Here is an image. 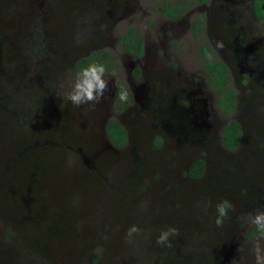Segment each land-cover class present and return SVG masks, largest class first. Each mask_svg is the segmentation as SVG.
I'll return each instance as SVG.
<instances>
[{
	"label": "rangeland",
	"instance_id": "rangeland-1",
	"mask_svg": "<svg viewBox=\"0 0 264 264\" xmlns=\"http://www.w3.org/2000/svg\"><path fill=\"white\" fill-rule=\"evenodd\" d=\"M70 1L0 0V54L6 51L10 60L7 68L0 60V264H255L260 233L250 232L244 217L264 210V151L256 127L234 155L207 153V170L196 180L186 176L191 153L182 147L140 151L139 164L113 170L121 155L95 127L97 110L73 106L70 83L56 84L57 90L50 85V75L56 79L66 70L68 49L83 45L84 51L92 30L100 29L94 14L81 24L79 5L72 9ZM28 18L33 29L25 27ZM136 19L137 13L128 16ZM146 21L148 15L140 23ZM186 44L193 49L190 39ZM172 48L194 54L185 52L183 40ZM34 67L50 72L43 82L50 98L26 86ZM251 95L242 93L240 104L247 103L253 120L261 107L255 98L249 102ZM119 119L131 131L137 125L129 114ZM58 137L89 150L87 166L49 143L14 153L19 145ZM19 190L28 191L20 197ZM225 200L232 208L217 226L216 206ZM133 225L141 231L128 242ZM169 227L179 230L172 247L157 245Z\"/></svg>",
	"mask_w": 264,
	"mask_h": 264
},
{
	"label": "flooded vegetation",
	"instance_id": "flooded-vegetation-1",
	"mask_svg": "<svg viewBox=\"0 0 264 264\" xmlns=\"http://www.w3.org/2000/svg\"><path fill=\"white\" fill-rule=\"evenodd\" d=\"M70 2L72 9L79 5L75 8L78 15L82 16L81 24L88 23L94 14L100 29L96 25L98 29L92 30L91 41L87 48H83L84 51L81 50L83 45L68 49L72 50V55L65 54L66 70L56 79L49 72L50 85L55 86L54 90H57L56 84L66 86L74 74L94 60L105 65L109 91L99 103L91 107L97 110L95 127L100 129L107 143L121 155L120 162L113 170L129 169L139 164L140 151L147 153L182 147L191 153L185 166L186 176L196 180L207 170V153L234 155L244 145L247 134L249 140L253 127H256L257 142L264 151V21L255 9V6L257 9L260 5L262 7L264 0ZM147 3H151L150 8L144 10ZM1 7L5 6L2 4ZM133 13H137V19L128 21V16ZM145 15L149 16L150 22L142 24L140 22ZM35 25L28 18L25 27L33 29ZM212 31L214 33L210 35ZM137 36L140 38L139 49L132 47ZM188 39L192 41L193 49L188 48ZM182 40L185 52L193 50V55H183L181 51L172 48L181 45ZM32 44L30 52L34 53L37 50ZM124 45L128 50L124 49ZM2 49L0 46V52ZM5 53H2L3 56L0 54V60L3 61V67L7 68L10 60ZM214 64L218 69L216 76L223 81L221 88L212 86ZM47 74L34 67V72L25 77L26 86H35L40 98L52 96L50 88L43 83L49 77ZM1 84L2 81L0 88ZM229 89L233 93V103L225 106L222 92ZM124 90L128 98L121 101L119 94ZM31 92L34 93V90ZM244 92L253 93L249 102L255 98L260 103L259 117L253 120V113L247 103L244 106L240 104ZM11 99L12 96H8L9 102ZM162 110L174 114L175 124L172 129L159 119ZM123 114H129L136 121L137 125L132 131L119 119ZM220 118L226 119L220 121ZM231 120L238 125L239 137L233 148H226L221 134ZM117 126L123 131L121 144L109 138L117 132ZM53 138L17 145L14 153L21 156L28 149L49 143L51 146H59L63 152H72L87 166L90 161L89 150L67 143L59 137ZM128 157L132 160H128ZM196 161L202 165V171L191 176L189 170ZM90 167H93L91 162ZM12 191L16 193V190ZM27 191L19 190L17 193L21 197V193ZM262 196L264 200V194Z\"/></svg>",
	"mask_w": 264,
	"mask_h": 264
},
{
	"label": "clouds",
	"instance_id": "clouds-1",
	"mask_svg": "<svg viewBox=\"0 0 264 264\" xmlns=\"http://www.w3.org/2000/svg\"><path fill=\"white\" fill-rule=\"evenodd\" d=\"M107 69L105 65L101 63H91L87 67L82 68L79 73L74 74L70 81V91L67 95L68 101L76 107L89 104L94 105L99 103L105 97V94L109 91V81L105 79ZM65 85L61 84V88ZM128 93L126 90L121 91L119 99L126 101ZM232 208L229 201H222L217 204L216 212V225L222 226L224 219L227 217L228 211ZM246 224H250L256 229L260 236L254 245V260L255 264H264V210H257L254 214L248 213L244 217ZM140 229L133 225L129 227L125 233V237L128 242H131L134 234H139ZM179 235V230L175 227H169L166 230L160 231L156 238V244L159 246L171 248L172 239Z\"/></svg>",
	"mask_w": 264,
	"mask_h": 264
},
{
	"label": "trees",
	"instance_id": "trees-1",
	"mask_svg": "<svg viewBox=\"0 0 264 264\" xmlns=\"http://www.w3.org/2000/svg\"><path fill=\"white\" fill-rule=\"evenodd\" d=\"M259 5H260V3H259ZM255 9H256V13L259 16V18L264 21V5L262 7L260 5V7L258 9L255 6ZM132 47L139 49L140 38L138 36H137L136 42L132 45ZM124 49L128 50L127 47H125V45H124ZM91 63H97V62L94 60ZM217 71H218V69H217L216 65L214 64L212 86L214 88H221V84L223 83V81L221 78H218L216 76L215 72H217ZM222 95L224 97L223 102H224L225 106L232 105V103H233L231 100V98L233 96L232 90L229 89L227 91H224V92H222ZM107 134H108V132H107ZM123 137H124L123 131L120 128V126H117V132L114 133V136H109V138H111V141H113L117 144H119V143L121 144L123 142ZM238 137H239L238 125L234 120H231L228 124L225 125V127L222 130L221 138L223 140V145L226 148H233L237 142ZM200 168H202V165L199 164V161L194 162V164L192 165V169L189 170V174L191 176H196V175L200 174L202 171V170H200ZM250 232H258V231L252 227L250 229Z\"/></svg>",
	"mask_w": 264,
	"mask_h": 264
},
{
	"label": "water",
	"instance_id": "water-1",
	"mask_svg": "<svg viewBox=\"0 0 264 264\" xmlns=\"http://www.w3.org/2000/svg\"><path fill=\"white\" fill-rule=\"evenodd\" d=\"M159 119L167 126H169L170 129L174 127L175 124V119H174V114L173 113H168V112H159ZM170 132H173L172 130Z\"/></svg>",
	"mask_w": 264,
	"mask_h": 264
}]
</instances>
